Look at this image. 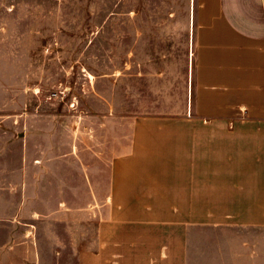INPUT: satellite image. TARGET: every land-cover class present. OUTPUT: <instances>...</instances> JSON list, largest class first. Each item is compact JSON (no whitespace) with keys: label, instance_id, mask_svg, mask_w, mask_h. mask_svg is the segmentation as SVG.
<instances>
[{"label":"crops","instance_id":"crops-1","mask_svg":"<svg viewBox=\"0 0 264 264\" xmlns=\"http://www.w3.org/2000/svg\"><path fill=\"white\" fill-rule=\"evenodd\" d=\"M192 22L191 105L134 121L103 192L88 177L103 217L76 264H264V0H194ZM12 127L0 122V264H60L41 244L80 189L64 174L81 171L77 146L52 154Z\"/></svg>","mask_w":264,"mask_h":264},{"label":"rangeland","instance_id":"rangeland-1","mask_svg":"<svg viewBox=\"0 0 264 264\" xmlns=\"http://www.w3.org/2000/svg\"><path fill=\"white\" fill-rule=\"evenodd\" d=\"M192 12L194 0H0V122L37 149L71 155L75 145L80 155V173L72 162L64 170L80 189L67 190L70 209L41 244L63 254L58 263L95 247L104 195L89 194L88 177L104 191L132 123L191 105Z\"/></svg>","mask_w":264,"mask_h":264}]
</instances>
